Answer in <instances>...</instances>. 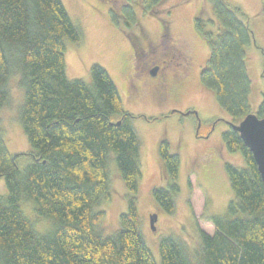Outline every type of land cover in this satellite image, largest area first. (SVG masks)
<instances>
[{
  "label": "trees",
  "instance_id": "trees-1",
  "mask_svg": "<svg viewBox=\"0 0 264 264\" xmlns=\"http://www.w3.org/2000/svg\"><path fill=\"white\" fill-rule=\"evenodd\" d=\"M165 1L139 0L141 13L152 15ZM206 1L219 33L214 37L204 20L195 19L209 47L200 81L239 124L251 114L250 31L239 9L224 0ZM131 2L119 14L111 11L114 24H137ZM81 36L61 0H0V110L9 100L8 81L17 75L24 94L18 120L31 148L13 155L0 135V178L7 187V195L0 196V264H157L139 228L141 142L134 117L124 111L116 85L101 66L90 67V84L66 77L65 41L78 43ZM263 111L264 102L259 118ZM222 141L245 163L244 168L225 166L233 199L223 215L208 218L214 232L199 231L194 249L174 237L161 239L160 264H264V186L257 165L236 131L223 133ZM111 153L129 195L119 229L104 236L99 224L105 214L97 208L110 201ZM158 155L167 184L152 195L162 211L173 214L180 158L171 154L167 140L159 142ZM20 157L30 160L22 170ZM22 202L49 222L46 233L35 231Z\"/></svg>",
  "mask_w": 264,
  "mask_h": 264
},
{
  "label": "rangeland",
  "instance_id": "rangeland-1",
  "mask_svg": "<svg viewBox=\"0 0 264 264\" xmlns=\"http://www.w3.org/2000/svg\"><path fill=\"white\" fill-rule=\"evenodd\" d=\"M61 1L82 34L78 43L65 41L67 79L90 84V67L101 66L116 85L124 111L134 117L132 126L141 142L137 206L145 244L157 264H160L159 242L165 237L180 239L194 249L199 242V231L209 235L214 232L208 218L223 215L233 199L226 164L245 167L241 154L229 152L222 141L230 124L238 123L231 120L200 81L209 47L196 31L195 19L204 20L207 31L216 37L219 24L211 4L206 0H166L157 12L143 15L139 0H132L130 5L137 24L125 27L122 21L118 26L114 24L111 11L119 14L127 0ZM224 1L240 10L241 19L250 31L251 39L246 47L247 74L251 81L249 104L251 114L257 115L264 100L261 0ZM154 63L162 67L157 77L149 74ZM187 72L188 77L181 76ZM7 88L9 100L0 110V135L11 154L30 153L18 120L24 94L17 75L9 79ZM161 140L168 141L171 154H177L181 163L180 191L174 198L173 214L162 211L152 195L153 189L167 184L158 155ZM29 163L28 157L18 160L21 170ZM108 173L110 201L102 202L97 208L105 214L99 224L104 236H111L119 229V216L126 211L129 195L112 153ZM6 195L5 180L0 178V196ZM20 206L24 215L34 222L35 231L46 233L50 224L35 216L33 205L22 202ZM154 214L157 221L152 230L150 217Z\"/></svg>",
  "mask_w": 264,
  "mask_h": 264
},
{
  "label": "water",
  "instance_id": "water-1",
  "mask_svg": "<svg viewBox=\"0 0 264 264\" xmlns=\"http://www.w3.org/2000/svg\"><path fill=\"white\" fill-rule=\"evenodd\" d=\"M155 73V70L151 71L152 75H155ZM118 124L119 122H117ZM230 129L239 134L244 145L252 153L264 186V111L261 118L255 114H249L239 124L231 123ZM156 221L157 216L154 214L150 217L152 230H155L154 224Z\"/></svg>",
  "mask_w": 264,
  "mask_h": 264
},
{
  "label": "flooded vegetation",
  "instance_id": "flooded-vegetation-1",
  "mask_svg": "<svg viewBox=\"0 0 264 264\" xmlns=\"http://www.w3.org/2000/svg\"><path fill=\"white\" fill-rule=\"evenodd\" d=\"M162 37V36H161ZM134 50H135V48H134ZM137 55L138 54H136V50H135V56L137 57ZM162 62L163 63H165V61H163L162 60ZM162 69V67L161 66H159V65H157L156 63H154L153 64V66H152V68L149 70V74H150V76H152V77H157L159 74V72H160V70ZM136 70H137V68L135 69V72H136ZM152 70H155L156 71V73H155V75H152L151 74V71ZM189 72V71H188ZM188 72L187 73H185V75H183V74H181V76H183V77H188ZM182 73H184V71L182 72ZM164 89H165V91H167V89L164 87ZM170 93V92H169Z\"/></svg>",
  "mask_w": 264,
  "mask_h": 264
}]
</instances>
